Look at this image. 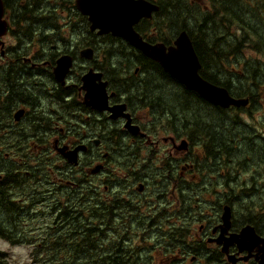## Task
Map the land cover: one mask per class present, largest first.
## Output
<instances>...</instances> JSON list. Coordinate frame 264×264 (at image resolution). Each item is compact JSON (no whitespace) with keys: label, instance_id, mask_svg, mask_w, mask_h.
<instances>
[{"label":"flooded vegetation","instance_id":"af4514ba","mask_svg":"<svg viewBox=\"0 0 264 264\" xmlns=\"http://www.w3.org/2000/svg\"><path fill=\"white\" fill-rule=\"evenodd\" d=\"M2 5L9 30L0 46V162L8 172L0 173V206L5 196L11 208L20 205L25 226L8 235L70 241L79 234L83 204L89 214L103 210L92 217L94 226L104 225L94 232L102 243L93 257L123 244L137 255L135 264H264V88L253 91L255 99L239 96L233 80L230 94L249 101L224 108L163 74L123 37H98L90 23V36L58 26L51 19L58 11L79 17L76 0ZM179 7L178 15H201ZM152 19L135 28L156 44L157 28H139ZM13 35L10 46L5 38ZM64 56L71 61L60 80L56 67ZM224 70L220 59L206 57L199 73L223 86L210 78ZM89 76L88 85L105 87L99 95L85 87ZM119 105L125 107L110 109ZM230 111L235 121L226 120ZM7 221L0 207V227ZM248 226L255 234L242 233Z\"/></svg>","mask_w":264,"mask_h":264},{"label":"trees","instance_id":"16d2710c","mask_svg":"<svg viewBox=\"0 0 264 264\" xmlns=\"http://www.w3.org/2000/svg\"><path fill=\"white\" fill-rule=\"evenodd\" d=\"M186 1L187 3L182 1L178 3L176 0H157L159 10L154 14L153 19L149 20L151 23L139 28H142L143 31H146L148 28H157V35L152 39L164 42L167 45L173 43L179 32L187 30L202 63L206 57L218 58L221 62H224L225 70L222 74L218 76L214 75L216 77H223L220 79H210L219 85L231 89L234 80L238 85L237 89L240 90L239 96L249 95L252 99H255L253 91L264 88V0H208L210 4L216 5L214 7H199L191 5L189 0ZM179 5H189L193 12H201V15H178L177 12L180 10ZM78 15L80 22L79 25L77 23L75 26L72 21H70V26L61 24L59 12L57 16L51 19L57 22L58 26L62 25V28H81L86 31V36H90L87 17L79 12ZM30 19L35 20L39 18L32 16ZM103 37L114 38L112 35ZM93 38L95 37L93 36ZM219 43L222 45L219 46ZM246 49L253 50L257 53V56L246 58ZM124 50V48H120V51ZM134 53L137 52L134 50ZM259 54L263 55V59L260 58ZM231 59L238 63L240 67L233 66L230 70L227 69L228 62H232ZM205 64H208V61ZM158 68L169 77V74L163 72L161 67L158 66ZM204 68L205 66L202 69L203 74L210 76L211 74L205 73ZM178 135H183L179 129ZM15 147H18V145ZM0 163V173L7 174L8 167L4 162L1 161ZM0 189V197H2V193L6 189L3 181L0 183ZM11 200L7 196L1 199V210L8 218L7 224L0 227V230L3 231L2 236L12 244H35L34 248H36L35 254L38 264L139 263L137 255L129 253L128 248H124L123 244L116 250L111 249L112 253L107 257L104 256L105 254L93 257L94 232L101 233L104 225L96 223L94 226L92 217H102L103 210L96 207L90 211L92 214H89L83 204L79 206V234L70 241L33 238L19 240L12 238L8 235L10 232L25 229V226L17 218L20 205L15 204V208H11ZM27 228L30 231L34 229V226L28 224ZM104 249V247H101L102 252ZM5 256L6 254L0 251V264H5L3 260Z\"/></svg>","mask_w":264,"mask_h":264},{"label":"water","instance_id":"95a60500","mask_svg":"<svg viewBox=\"0 0 264 264\" xmlns=\"http://www.w3.org/2000/svg\"><path fill=\"white\" fill-rule=\"evenodd\" d=\"M76 6L83 15L88 16L91 30L98 31L99 35L112 33L115 36L123 37L147 57L159 62L163 69L180 83L197 91L210 102L224 108L248 104V99L234 97L226 87L216 86L200 75L201 62L187 30L179 32L174 45L169 47L162 42L153 45L143 39L134 26L142 18H151L152 13L159 10L158 5L146 0H76ZM3 14L2 0H0V46L2 37L8 32V25L3 20ZM83 54L91 57L88 53L83 52ZM70 61L68 56L58 60L56 70L60 74V80L64 78ZM91 78L93 76L86 78L85 87L95 90L96 95H99L105 87L97 83L88 85ZM124 107L119 105L110 109L115 112ZM181 144V148H183L184 141ZM70 160L76 161L74 153ZM224 225H226V229L223 231H226L229 226L228 213L224 216ZM250 229L252 227H245L242 233L255 234L254 230Z\"/></svg>","mask_w":264,"mask_h":264},{"label":"rangeland","instance_id":"374dc122","mask_svg":"<svg viewBox=\"0 0 264 264\" xmlns=\"http://www.w3.org/2000/svg\"><path fill=\"white\" fill-rule=\"evenodd\" d=\"M58 12H60V11H58ZM59 14L61 16L60 21L63 25L67 24L68 26H70V21L73 22L74 26L77 23L79 25L80 21L78 20L76 15L73 14V15L69 16L67 13H64V12L62 14L61 13H59ZM65 29L70 31L71 29H74V28H65ZM50 31H52V30L50 29ZM5 39L10 46L15 45V43L17 41V38L15 35L10 36V37L7 36ZM256 56H257L256 52H254L253 50H250V49H246V51H245V57L246 58H254ZM259 56L261 59H263V55L259 54ZM231 61L232 62H228L227 69L230 70L231 68H233V66L234 67H240V65L238 63H236L235 61H233L232 59H231ZM242 114H244V116H245V118H247L248 122H251V120L248 118V116L244 112H242ZM225 118H226V120H229V121H235L237 119L236 115L233 113V111L228 112V114L225 116ZM252 124H253V122H252ZM248 125H250V124H248ZM246 134H247V130H246ZM161 135L162 136H168L167 134H165L163 132H161ZM179 143H182V141ZM36 225H39V224L35 223L34 226H36ZM93 240H94V244L96 245V248L93 249L92 255H96V254H98V251H97L99 249L98 246L102 243V240L98 234L93 235ZM16 246H22V247L30 249L29 259L26 262V264H38V262L36 261V254H35L36 251H35L34 246L29 245V244H17ZM4 252L7 254L6 258H5L7 260V262L5 261V259H3L5 261V264H18L17 261L13 260V253L12 252H8V251H4Z\"/></svg>","mask_w":264,"mask_h":264},{"label":"clouds","instance_id":"9594fccd","mask_svg":"<svg viewBox=\"0 0 264 264\" xmlns=\"http://www.w3.org/2000/svg\"><path fill=\"white\" fill-rule=\"evenodd\" d=\"M0 251H8L13 253V260L18 264H26L29 259L30 249L13 245L9 240L0 236Z\"/></svg>","mask_w":264,"mask_h":264},{"label":"bare ground","instance_id":"6f19581e","mask_svg":"<svg viewBox=\"0 0 264 264\" xmlns=\"http://www.w3.org/2000/svg\"><path fill=\"white\" fill-rule=\"evenodd\" d=\"M64 9V8H63Z\"/></svg>","mask_w":264,"mask_h":264}]
</instances>
